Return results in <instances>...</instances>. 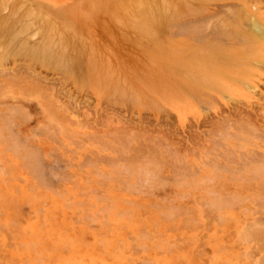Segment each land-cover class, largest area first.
Wrapping results in <instances>:
<instances>
[{"label":"rangeland","instance_id":"obj_1","mask_svg":"<svg viewBox=\"0 0 264 264\" xmlns=\"http://www.w3.org/2000/svg\"><path fill=\"white\" fill-rule=\"evenodd\" d=\"M186 1L0 0V264H264V0Z\"/></svg>","mask_w":264,"mask_h":264},{"label":"bare ground","instance_id":"obj_2","mask_svg":"<svg viewBox=\"0 0 264 264\" xmlns=\"http://www.w3.org/2000/svg\"><path fill=\"white\" fill-rule=\"evenodd\" d=\"M12 1V0H11ZM27 2H40V3H43L44 5H46V6H44L43 8L44 9H48V7H50V10H52V11H54V12H45V11H43V10H40L42 13H43V16H44V13L47 15V16H49V18H53V17H61V16H69V15H71L72 14V12L70 11V10H66L65 9V4H67V3H74V2H76V0H26ZM180 1V0H179ZM183 1V0H182ZM191 1H193V0H191ZM196 2H197V0H195ZM200 1V3L202 2V1H205V0H198V2ZM208 2H210L209 0H207ZM246 1H249V0H246ZM251 1V0H250ZM256 1H258V0H254L253 2H256ZM6 2V1H5ZM8 2H9V0H8ZM24 2V1H23ZM188 1H186L185 0V3H187ZM260 3H262L261 1H259ZM157 3V2H156ZM195 3V2H194ZM204 3V2H203ZM206 3V2H205ZM251 3V2H250ZM19 4V3H18ZM148 4V3H147ZM160 4V3H159ZM253 4V3H252ZM33 5H35L34 3L32 4V6ZM153 5V4H152ZM152 5H150V6H152ZM155 5V4H154ZM185 5V4H184ZM189 5L191 6L192 4H190V2H189ZM239 5V4H238ZM255 5V4H254ZM160 5H158L157 7H159ZM186 6H187V4H186ZM193 6V5H192ZM235 6V4L234 3H229V4H221V5H219L218 6V8L220 9V10H222V9H224L225 7H234ZM144 7V6H143ZM236 7V6H235ZM234 7V8H235ZM237 7H239V6H237ZM240 7H241V4H240ZM4 8V7H3ZM28 8V7H27ZM151 8V7H150ZM153 8V10H148L149 12H157V9L158 8H156L155 9V11H154V7H152ZM151 8V9H152ZM185 8H187V7H185ZM170 9V8H169ZM168 8L166 9V10H168L167 12H170V10H169ZM172 9V8H171ZM174 9V8H173ZM14 10V9H13ZM19 10V9H18ZM162 10V9H161ZM161 10H160V12H161ZM3 11V10H2ZM138 11V10H137ZM177 11V10H176ZM186 11H188L187 13H189V9L188 10H186ZM191 11H193V10H191ZM13 12L14 11H12V13H11V11L9 12V13H11V19L12 18H16V17H14V15L16 14L15 12H14V15H13ZM20 12V11H19ZM9 13H8V11H7V14L9 15ZM22 13V12H21ZM20 13V16H22V14ZM36 14L38 13V12H35ZM145 13H146V10H145ZM148 13V12H147ZM146 13V14H147ZM165 13V12H164ZM4 14H6V13H4ZM19 14V13H18ZM123 14V13H122ZM141 14V13H140ZM166 14H168V13H166ZM181 14H183V13H181ZM185 14V13H184ZM191 14H192V12H191ZM194 14V13H193ZM232 14V13H231ZM12 15H13V17H12ZM24 16H26V14L24 13L23 14ZM38 15V14H37ZM75 15V14H74ZM78 15V14H77ZM118 15V14H117ZM121 15V14H120ZM149 15V14H148ZM152 15V14H151ZM172 15H173V11H172ZM228 15H229V13H228ZM237 18H235L236 16L234 15V20H236L235 22H236V24L234 25V27H232L233 28V34L235 35V36H231L229 33L227 34V35H229V36H227L226 35V33L225 32H227L226 31V29L224 30L225 32V35L223 34V33H221V34H219L217 37L218 38H220L219 36H223L221 39L222 40H220L219 41V44H221L222 42H224V40L225 41H227L226 43L227 44H229V45H232V47L233 46H238L239 44H244V41L242 40V39H240L241 38V36L239 37V35H237L236 33H238V31H239V33H242L241 35H243L242 36V38L243 39H247V41H248V39L250 40V41H248V42H250V43H258L262 48H261V52H263V54L261 55V59H262V64H263V67L262 68H264V19H263V17H259V16H256L255 14H251V15H245V16H242L241 15V12H238L237 13ZM5 16H7V15H5ZM10 16V15H9ZM24 16H23V18H24ZM39 16H40V14H39ZM46 16V17H47ZM123 16H124V14H123ZM168 16V15H167ZM189 16V15H188ZM232 16V15H231ZM41 17V16H40ZM122 17V16H121ZM147 17V16H146ZM149 17V16H148ZM9 17L8 18H6V20L4 19V21H8L7 19H9V20H11ZM22 18V17H21ZM21 18H18V20L19 19H21ZM48 18V19H49ZM145 18V17H144ZM170 18V17H169ZM55 19V18H54ZM57 19V18H56ZM137 19V18H136ZM159 19V18H158ZM176 19V18H175ZM1 20H2V18H1ZM12 20H14V19H12ZM25 21H26V19H24ZM42 20V19H41ZM134 20V19H133ZM139 20V19H138ZM145 20H147V19H145ZM150 20H151V18H150ZM153 20H154V18H153ZM167 20V19H166ZM22 21V20H21ZM32 21V20H31ZM128 21V20H127ZM154 21H156V20H154ZM169 21V20H168ZM1 22H3V21H1ZM11 21H8V22H5V23H8L9 25L11 24L10 23ZM134 22H136V21H134ZM138 22V21H137ZM143 22V21H142ZM141 22V23H142ZM145 22V21H144ZM4 23V22H3ZM13 23V22H12ZM133 23V22H132ZM131 23V24H132ZM8 24H5V25H8ZM130 24V25H131ZM134 25H135V23H133ZM137 24V23H136ZM142 24H145V23H142ZM14 25V24H13ZM23 25V24H22ZM27 25H29L28 23H27ZM33 25V24H32ZM37 25V24H36ZM139 25H141V24H139ZM157 25V24H156ZM4 25L2 24V28H4L3 27ZM168 26V25H167ZM10 27V26H9ZM22 27V26H21ZM25 27H27L26 26V24H25ZM51 27V26H50ZM151 27V26H150ZM11 28H12V26H11ZM14 28V27H13ZM29 29H32V27H30V25H29V27H28ZM39 28V27H38ZM46 28V27H45ZM22 31L23 32H25V35H26V28L24 29V26L22 27ZM42 29H43V27H42ZM47 29H48V27H47ZM139 29L140 30H142L140 27H139ZM153 29V28H152ZM2 30H4V29H2ZM11 30V29H10ZM13 30V29H12ZM25 30V31H24ZM28 30V29H27ZM38 30V29H37ZM50 30V29H49ZM154 30V29H153ZM1 31V30H0ZM4 31H8V30H6V26H5V30ZM145 31V30H144ZM149 31V30H148ZM147 30H146V32H148ZM150 31H152V30H150ZM17 32V31H16ZM15 32V35L17 34V33H19V31L16 33ZM21 32V31H20ZM228 32H229V30H228ZM236 32V33H235ZM2 34H3V31L1 32ZM14 33V32H13ZM22 33V32H21ZM28 33V32H27ZM149 33V32H148ZM231 33V32H230ZM4 34H6V33H4ZM8 34H9V32H8ZM7 34V35H8ZM11 34H12V32H11ZM40 34V33H39ZM54 35H55V33H53ZM157 34V33H156ZM232 34V35H233ZM6 35V36H7ZM15 35H13V37L15 36ZM22 36H23V34H21ZM49 35H50V33H49ZM49 35H48V33H47V37L50 39V37H49ZM60 35V34H59ZM2 36V35H1ZM9 36V35H8ZM11 36V35H10ZM16 36H18V34L16 35ZM28 36V35H27ZM2 37H4V36H2ZM2 37H1V41L3 42V40H2ZM12 37V36H11ZM11 37H10V39H11ZM26 37V36H25ZM43 37V36H42ZM46 37V38H47ZM53 37V36H52ZM51 37V38H52ZM56 37V36H55ZM54 37V38H55ZM64 37V36H63ZM15 38V37H14ZM13 38V39H14ZM60 37H58V39H59ZM8 39H9V37H8ZM25 39V38H24ZM41 39H43V38H41ZM61 39V38H60ZM137 39V38H136ZM198 39V38H197ZM44 40H46V39H44ZM51 41H53L52 39H50ZM201 40V39H200ZM243 42H242V41ZM16 40H14V42H15ZM47 41V40H46ZM55 41H57V40H55ZM66 41V40H65ZM246 41V42H247ZM13 42V41H12ZM49 42V41H48ZM81 41H79V43H80ZM84 42V41H83ZM143 42V41H142ZM221 42V43H220ZM245 42V43H246ZM5 43H6V41H5ZM4 43V44H5ZM17 43V41L15 42V44ZM19 43V42H18ZM21 43V42H20ZM19 43V44H20ZM41 43H44V42H41ZM54 43V42H53ZM53 43H51V45H53ZM68 43V42H67ZM66 43V44H67ZM3 44V45H4ZM12 43H10V45H11ZM39 44H40V41H39ZM48 44V43H47ZM82 44V43H81ZM143 44V43H142ZM226 44V45H227ZM10 45H9V47H10ZM26 45V44H25ZM28 45V44H27ZM36 45V44H35ZM34 45V46H35ZM49 46H51L50 45V42H49V44H48ZM55 45H57L58 47H59V45L60 44H56V42H55ZM221 45H224V43H222ZM12 46V45H11ZM13 46H14V43H13ZM19 46H21V44L19 45ZM42 46L44 47L45 46V44H42ZM47 46V45H46ZM45 46V47H46ZM54 46V45H53ZM53 46H52V48H53ZM61 46V45H60ZM76 46V45H75ZM81 46V45H80ZM218 46H220V45H218ZM246 45H244L243 46V48L245 47ZM0 47H2V43H1V46ZM5 48L7 47L8 48V46H4ZM17 47H18V45H17ZM16 46H15V48H17ZM25 47V46H24ZM37 47V46H36ZM36 47H32L33 49H35L36 50ZM38 49H37V51L39 50H41V46H39L38 45ZM56 47V46H55ZM58 47H56L55 48V50L58 48ZM82 47H85V45L84 46H82ZM221 47V46H220ZM220 47L218 48V49H220ZM248 47H250V46H248ZM4 48V49H5ZM12 48V47H11ZM19 48V47H18ZM17 48V49H18ZM32 48H31V50H32ZM47 48H48V46H47ZM50 48V47H49ZM48 48V49H49ZM64 48H65V45H64ZM234 48V47H233ZM1 50H2V48H0ZM51 49V48H50ZM49 49V50H50ZM59 49V48H58ZM66 49V48H65ZM74 49V48H73ZM87 49V48H86ZM245 49V48H244ZM243 49V50H244ZM1 50H0V52H1ZM8 50H10V49H8ZM8 50H6L5 49V51L6 52H3V55H5V54H9V52L11 53V50L10 51H8ZM49 50H47V52L49 51ZM76 49H74V51H75ZM213 50H214V48H213ZM3 51V50H2ZM14 51H16V49L14 50ZM14 51H12V52H14ZM30 51V50H29ZM34 51V50H33ZM43 51V50H42ZM52 51H54V50H52ZM51 51V52H52ZM58 51V50H57ZM57 51H54V53L55 52H57ZM77 51V50H76ZM79 51V50H78ZM235 51H236V49H235ZM47 52H46V54H47ZM59 52V51H58ZM63 53H65L66 52V50H63L62 51ZM17 53V52H16ZM20 53H21V51H20ZM26 53V52H25ZM32 53V52H31ZM35 53V52H34ZM42 53H44V52H42ZM42 53H40V54H42ZM59 53H61V50H60V52ZM58 53V54H59ZM69 53V56L72 58V55H70L71 53H70V51L68 52ZM36 54H38V53H36ZM236 54H237V52H236ZM3 55H0V56H3ZM45 55V54H44ZM67 57H68V55H67V52H66V54H65ZM65 55L63 56V57H65ZM34 56V55H33ZM237 56H238V54H237ZM4 57V56H3ZM6 57V56H5ZM54 57V56H53ZM66 57V58H67ZM81 57H83V56H81ZM69 59V60H72V59ZM78 58V57H77ZM232 58H234V56L232 55ZM51 59V58H50ZM65 59V58H64ZM64 59H62V60H64ZM68 59V58H67ZM99 59V58H98ZM106 59V58H105ZM38 60V59H37ZM41 60V59H40ZM77 60H79V59H77ZM84 60V59H83ZM41 61H43V60H41ZM67 61V60H66ZM73 61H74V59H73ZM73 61H71V62H73ZM80 61V60H79ZM99 61V60H98ZM63 62V61H62ZM70 62V61H69ZM75 62V61H74ZM84 62H85V60H84ZM239 62V61H238ZM55 63V62H54ZM60 63V62H59ZM58 63V64H59ZM65 63V62H64ZM61 65H59L58 67H62L63 66V64L62 63H60ZM67 64H69V63H67ZM70 64H72V63H70ZM77 64V63H76ZM97 64H98V62H97ZM234 64V63H233ZM55 65H57V64H55ZM92 65V64H91ZM103 65V64H102ZM64 66H65V64H64ZM81 66H82V64H81ZM259 66V65H258ZM55 67H57V66H55ZM70 67H72L71 65H70ZM76 67V66H75ZM74 67V69H76ZM96 67V66H95ZM261 67V66H260ZM66 68H67V66H66ZM55 69V68H54ZM81 69V68H80ZM79 69V70H80ZM83 69V68H82ZM81 69V70H82ZM64 70H65V68H64ZM89 70V69H88ZM115 70V69H114ZM66 71V70H65ZM69 70H67V72H68ZM77 71V70H76ZM76 71L74 70V72L76 73ZM83 71V70H82ZM116 71V70H115ZM66 72V73H67ZM70 72V71H69ZM69 72H68V74H69ZM247 73H248V70H247ZM73 74V73H72ZM86 74V73H85ZM79 75V74H78ZM245 76V72H237V74H236V76L234 77L235 78V80H232L231 79V75H226V76H222V77H220V79H219V82H218V88H220L222 91H224L227 95L229 94V96L231 97V95L233 96V95H235V94H239L241 91L243 92L244 90H246V88H248V89H253V88H255L256 87V83L252 80V79H250V78H248V79H246V80H244L241 76ZM70 76V75H69ZM81 78H82V76H81V73H80V75H79ZM98 77V76H97ZM91 79V78H90ZM85 80V79H84ZM207 80V79H206ZM78 81V80H77ZM95 81V80H94ZM208 81V80H207ZM233 81H235L236 83H234ZM98 82H96V84H97ZM101 83H99V85H100ZM105 87V86H104ZM245 88V89H244ZM241 92V93H242ZM114 95V94H113ZM229 96H227L228 98H229ZM226 98V97H225ZM233 98V97H232ZM146 107V106H145ZM15 110H17V109H15ZM18 112V111H17ZM11 125V124H10ZM133 175V174H132ZM41 179V178H40ZM70 205V204H69ZM89 225V224H88ZM250 234V233H249ZM251 235V234H250Z\"/></svg>","mask_w":264,"mask_h":264}]
</instances>
